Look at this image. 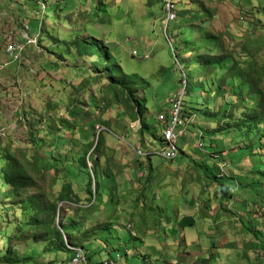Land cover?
<instances>
[{
    "label": "rangeland",
    "instance_id": "obj_1",
    "mask_svg": "<svg viewBox=\"0 0 264 264\" xmlns=\"http://www.w3.org/2000/svg\"><path fill=\"white\" fill-rule=\"evenodd\" d=\"M44 1L48 7L45 16L40 15L39 4L32 0H2L0 5V34L9 28L19 30L24 23L42 29L40 48H31L28 64L13 62L0 71V130L5 129L0 131V256H6L10 250V257L31 258L20 264H49L50 260L54 261L50 264H71V252L48 257L43 241L33 240L26 229L16 231L11 225L25 227L29 222L28 216L20 212L23 196L45 195L54 203L65 182H70L82 204L60 203L55 228L62 230L73 221L76 229L72 244L89 249L104 246L98 233L107 228L116 231L108 235L110 246L97 249L99 252L93 255L98 261L109 257L107 250L125 254V246H119L125 243L133 251L128 260L124 257V263L145 264L142 248L138 255H133L139 247V232L146 234L154 227H167L168 218L176 226L172 212L178 204L180 209H186L183 214H190L197 222L186 227L185 236L193 237L196 231V236L205 237L201 245L210 247L209 243L216 239L212 244L215 248L221 243L219 232L227 225L225 237L237 240L230 246L232 260L223 255L226 264H264V257L251 249L246 256L247 240L252 237H247L242 224L249 218L248 212L243 207L227 210L229 199L222 196L232 193L236 205L243 200L244 207L264 214V174L260 171L264 170V145L259 148L264 137L247 133L245 127L235 123L241 112H251L260 102L264 105V76L254 92L238 77L228 76L224 92L219 97L212 93L208 107H203L211 110L208 115L212 117L191 110L189 135L179 141L181 152L174 161L158 155L146 159L138 155V151L145 153L162 147L158 138L163 126L157 122L158 114L169 109L168 99L183 89L179 75L199 61L195 54L204 55L203 50L210 47L228 66L232 61L242 68L254 64L264 72V0H175L179 11L178 20L173 23L165 21L163 0ZM95 9L99 15L91 17ZM182 12L199 16L194 26L202 31H191V25L180 27ZM203 36L213 45L209 46ZM189 38L194 45L185 47L183 41ZM90 39L108 48L121 64L122 73L114 76L113 81L104 76V67L95 70L96 56L79 52V43ZM174 39L180 42L179 47H174ZM135 50L139 57L133 55ZM145 54L149 56L146 59ZM217 73L208 76L207 88H215L213 79L218 81L225 74L221 70ZM118 80L138 93L143 102V97L147 98L143 127ZM130 80L134 83L130 84ZM112 85L116 88L111 90ZM189 96L195 100L200 94ZM199 102L203 99L199 98ZM74 108L81 113L76 118L68 117ZM223 114L225 119L220 117ZM107 121L111 123L109 131L102 124ZM101 134L105 145L97 152V136ZM36 140L42 142L40 149ZM93 143L95 146L86 155L85 147ZM199 143H204V147L199 148ZM85 155L88 170L79 165V159ZM90 157H95L100 170H108L112 177L99 192L104 194L102 201L95 192V210H84L89 205L88 173L94 170L88 163ZM41 158L56 169L39 171ZM7 159L20 164L27 177L33 179V189L12 194V188L5 186L3 169L7 170ZM148 163L154 168L151 172L147 170ZM218 167H224L225 173L224 178L215 182L214 175L220 173ZM66 173L71 175L66 177ZM144 187L145 194L141 196ZM212 196L215 199L209 201L207 198ZM158 205L164 208L162 212L157 210ZM129 226H133L136 236L131 237ZM250 226L251 219L247 223ZM213 231L218 232L215 237L210 236ZM66 240L70 242L69 237Z\"/></svg>",
    "mask_w": 264,
    "mask_h": 264
},
{
    "label": "trees",
    "instance_id": "obj_2",
    "mask_svg": "<svg viewBox=\"0 0 264 264\" xmlns=\"http://www.w3.org/2000/svg\"><path fill=\"white\" fill-rule=\"evenodd\" d=\"M100 5L102 6L103 4H100ZM178 11L179 9H177V13ZM91 13H92L91 17L93 15L97 17L99 15V12H97L96 9L94 12H91ZM187 14H189V12H182L180 14V19L182 20V22L179 26L182 27L185 25L186 26L191 25L190 26L191 31L193 32L202 31V29L201 30L200 28L196 29L194 26L195 20H197L199 16H197L196 14H193V15L190 14L189 16H187ZM40 30L42 29L40 28ZM203 39L205 40L207 44H209V46L213 45V43L205 39L204 36H203ZM41 41H42V33H41L40 42ZM174 41H175L174 47H179L180 42L177 39H174ZM183 42L185 43V47H191L192 45H194V40L192 38L185 39ZM78 49L80 53H84L90 56L97 57L98 65L93 63V67L95 68V70H98L99 68L104 67L103 73H104V76L108 78V80L113 81L115 79L114 76H118L122 73V67L117 57L113 53H111V51L108 48H105L101 43H98L95 39H90V42H80ZM203 51H205L204 55L195 54V55H199L198 56L199 61H197L196 64L190 68V70L183 72V74L179 73L180 74L179 82L181 84V88H183L184 87L183 85H185L183 113L188 118H192L193 113H191V110L203 111L204 113H206V116H210L208 115V112L211 110H205L204 108L208 107L211 101L210 96L212 95V93H214L216 97H219L224 92V85L226 84V79L228 76L238 77L240 79V82L244 86L248 87V89L252 92L258 90L259 84L264 76L262 67L257 69L254 64H251L250 66L246 68H242L240 64L234 61L231 62L232 63L231 66H228L227 65L228 63L224 64V62L219 56L213 54L212 48L209 47ZM218 70H221V72L225 74L221 78H219L218 81L215 80L217 78L213 79V82L216 85L215 88L213 89L207 88V83H208L207 81L209 80L208 76L211 77L213 74L217 75ZM130 81H131L130 84L134 83L132 80ZM118 83L123 85V82H121L120 80H118ZM113 88H116V87L112 85L111 90ZM123 88H124L123 93L127 95L126 96L127 101L133 104V107H134L133 110L137 113L138 118L141 120L142 127H143L146 124L143 119L147 113V106L145 105V103L147 102V98L143 97L144 99V102H143L140 99L139 94L135 93L130 86L123 85ZM193 93H194V96L196 93H199L200 94L199 98H202L203 102H199L198 97L195 98V100L190 99L189 95H192ZM114 98L115 99L118 98V95L117 94L114 95ZM80 113L81 112H79L78 108H74L73 110H70V112L68 113V117L71 116L73 118H76L78 114ZM229 113L232 114L231 111ZM213 114H216V113L213 112ZM220 117H223L225 119L224 114L223 116H220ZM157 122H159L158 119H157ZM159 123L162 124L161 122ZM235 123H236V126L240 128L245 127V131L247 133L255 132L256 134L262 135L264 137V105H263V102H260V104H258L257 107L255 106L254 108H252L251 112L249 111L241 112L239 118L235 120ZM96 124H99V123L96 122ZM102 124L106 128H108V131L111 129V123L109 121L102 123ZM91 126H95V125H91ZM162 132H163V128L161 127V129L159 130L158 140L163 146L165 143V139H164ZM244 135H248V134H244ZM35 144L40 149V145L42 144V142L36 140ZM97 144L98 145H97L96 151L100 152L105 145V139L102 134L97 136ZM263 145H264L263 143H259V148L263 149ZM94 146L95 144L93 143L89 145L88 147H85V150H87L86 155L89 152V150L92 149ZM259 148L258 150H260ZM86 155L83 158L79 159V165L81 166V169L84 168L85 170H88ZM7 160L9 162L7 166V170L3 169L4 171L3 173H5L4 180H5V186L12 188L11 190L12 194L13 193L17 194L20 190H22L23 192H26L28 189L30 190L33 189L34 188L33 179L27 177L26 172L20 168V164L18 162L12 161L11 159H7ZM88 163H91L94 170L92 173H88L89 183H88L87 193L89 196L88 197L89 205H86V207H84L83 209L84 210H88V209L95 210V208L97 207L96 198L97 196H99L101 198V201L103 200L102 198H104V194L99 195V192L100 190L103 189V187L107 183H109V180L111 179L112 175L110 174L108 170H100L99 162L97 159L95 160V157H90L88 160ZM38 166H39V171H42L46 168L56 169V167L51 165L46 158L39 159ZM151 168H152L151 163H148L147 170L151 172ZM218 170L221 171L219 167H218ZM260 171H263L261 172V174L263 175L264 170H260ZM67 174L69 176L71 175V173H66V177H68ZM218 175L219 174L214 175L215 182L224 178V177L220 178ZM148 184L149 182L147 181L146 186ZM251 186H254V183H252ZM95 192L97 196L93 197ZM142 192L144 193L141 194V196L142 195L144 196L145 187L141 189V193ZM246 193L247 192H245V194ZM222 196H225L226 199H229V200H226L229 202H231L234 199V195L232 193L230 196H228L227 194L222 195ZM222 196L220 197L222 198ZM52 202L54 203H50L49 198H47L45 195L36 194L32 196H28V195L23 196V200L20 203V206H21L20 212L23 216L24 215L28 216L29 222L27 225L25 224V227L23 226V224L17 225L16 223H12L11 225L15 226L16 231H22L26 229L27 234H29V236L31 235V238L33 240L43 241L45 243L44 252L45 254H47V256L50 254L52 255L53 253H57V252L69 251L71 252L70 261H72L74 257V253H73L74 251L71 250L70 247H80V248L85 249L88 252L87 253V263L91 264L93 256L89 254L91 252L90 249L87 246H84L81 244H72L71 239H74L72 235H73V231L76 229V227H74V224L76 223L71 221L69 223V226L66 227L64 225L62 230L58 229L57 227L55 228L56 218L59 213L58 205L60 203L73 204V205L82 204L76 197L75 192L70 182H65L63 190L59 193V196ZM56 202L57 204H55ZM92 202H94L93 205H92ZM245 209H246V212H248L247 216L252 217L251 226L248 228V230L251 233L252 238L248 242L247 254H249V250L251 249L255 251L259 257L260 256L264 257V222L261 221V218L264 217V214L261 215L259 214V212L255 214L256 212L251 211L249 206H246ZM159 210L161 211L162 209L160 208ZM151 211H155V208H152ZM243 222H244V225L247 226V220H243ZM104 231H105L104 233H98V234L102 236L100 240L102 241V243H104V246L108 247L110 246V244H108L109 242H107V240L110 237V236L108 237V235H112L113 233H116V231L110 230L109 228L105 229ZM66 237H69L70 242L66 240ZM131 237H134V236H132L131 234ZM107 251L109 254L113 253L112 250L111 251L107 250ZM97 252L99 251H96V253ZM96 253H93V254H96ZM10 254H11V251L8 250L6 256H3V257L0 256V262L2 264H20V263H24V262L31 260V258H25V257H19L20 259L13 258V257H10ZM51 262H54V261L50 260V263ZM102 262L103 261H101V264ZM64 263L65 262H62V264Z\"/></svg>",
    "mask_w": 264,
    "mask_h": 264
},
{
    "label": "crops",
    "instance_id": "obj_3",
    "mask_svg": "<svg viewBox=\"0 0 264 264\" xmlns=\"http://www.w3.org/2000/svg\"><path fill=\"white\" fill-rule=\"evenodd\" d=\"M1 4H2V1L0 2V5ZM1 16H3V15H1ZM25 24H29L32 27L34 33H37L39 31V25H38L37 29H35V27H34L35 25L32 26L30 23H24V25ZM21 28L19 30H11L10 28H9L10 30L5 29L2 31V33L0 35L12 34L14 37L19 38V37H21V34H20ZM31 48H33V47L27 48V54H26L27 57L31 56V51L33 49H36V48H33V49H31ZM153 169L154 168L152 167V170ZM166 194H167V192L164 191L163 195H166ZM220 196L221 195H219V197ZM216 198H218V197H216ZM207 199H209V201H212L213 199H215V197L212 196V197H208ZM240 201H241V203H238L237 205L235 204L234 199L231 202H227V203L224 202V203H226L228 205L230 204L229 207L227 208V210L230 209L232 211H236V209L238 210V209H241V207H243L242 210L246 211V209L244 207V204H245L244 201L243 200H240ZM192 204H194L193 201H192ZM232 205H234V208L231 207ZM180 207L181 206H178V204H176V207H173V212H172L173 214L172 215H174V217L176 218L177 223H178V224H176V226H173L174 220H170V218H168V220L166 221L168 226L163 227L164 229L162 228V226L160 228L154 227L150 230L149 233H146V234L142 233L144 235H142L141 232H139L140 233V239L139 240L137 239L138 243H139L138 244L139 247H136L138 249H136V248L134 249L133 255L134 256L138 255L139 250L142 248L145 252L142 255L144 258L145 264H164V263L165 264H226L223 255L226 256V258L230 257V260H232L230 246L232 247L234 245V244L232 245V243L237 239H235V237L234 238L225 237L228 233L227 228H226L227 225H223L221 232H219V236L221 238L220 246H215V248H214V246L212 247V244H215V241H216V239H214L212 241V243H209L210 247H212L210 249V247L201 245V242L204 240L205 237L203 238L201 236H196V231L193 233V237L185 236L186 227L187 226L193 227V226H195V224L197 222L195 221V218L193 216H190V214H187V213L183 214L184 212H186V209L184 208L182 210V209H180ZM226 207L227 206H225V208ZM157 208H158V211H160L159 210L160 208L164 209L160 205H158ZM174 208H176V209H174ZM219 214L220 213H218V215ZM206 216H208V215H206ZM209 217H210L209 218L210 220L211 219L213 220V218H211V216H209ZM206 218H208V217H206ZM250 219H252V217L247 218V223H250ZM183 221L186 222L185 225H182ZM215 221L217 222L218 219L217 220L215 219ZM204 226L206 229H208V231H212L211 229H209L207 227L206 224H204ZM167 228H169V229L167 230ZM239 228H241V225L238 226V229ZM160 229H161V231H160ZM242 230H244L248 234L247 237L251 238V233L248 230V227L244 225V223L242 224ZM148 231H149V229H148ZM213 233L214 234H211L210 236L214 235V237H215L218 234V232L216 233L215 231H213ZM148 236L150 238L146 239V238H148ZM142 237H144V239H141ZM250 240L251 239L247 240V245H248V242ZM119 246H120V248H123V246H125L126 251L124 252L125 254H123V259L125 256H127L128 257L127 260H128L129 255H130L129 253H131L133 251V248L131 249V247H129V246L127 247V245L125 243H122ZM195 246L201 247V249H198V250L193 249L192 250V248ZM99 248L104 249V248H108V247L100 246L97 248L90 249L91 252L89 254L91 256H93L94 255L93 253H96L95 251H97V249H99ZM203 248H206V249H203ZM222 248H225V250L221 251ZM237 253L239 254V251ZM111 254L113 255V253H111ZM111 254L109 255V257H111ZM246 256H247V250H246ZM108 258H105V260H107ZM123 259L121 262H118V264H125ZM91 264H101V261L94 259V256H93ZM231 264H233V262Z\"/></svg>",
    "mask_w": 264,
    "mask_h": 264
},
{
    "label": "built area",
    "instance_id": "obj_4",
    "mask_svg": "<svg viewBox=\"0 0 264 264\" xmlns=\"http://www.w3.org/2000/svg\"><path fill=\"white\" fill-rule=\"evenodd\" d=\"M2 0H0L1 2ZM13 1V0H9ZM39 4V13L41 16H45L47 12V5L44 0H32ZM164 2V11H165V21L167 20L170 23H173L178 20L177 9L178 6L175 0H163ZM40 21V20H39ZM41 26L39 27V31L37 33L33 32L32 27L29 24L22 25L20 30L21 37L16 38L12 34L4 35L2 34L0 38V71H2L5 67H8L10 63L13 62H25L28 64L27 59V48L33 47L36 49L40 48V39H41ZM135 57H139L140 54L137 50L133 52ZM5 57V58H4ZM145 54L144 58H148ZM6 59V60H5ZM185 97V86L182 90L174 93L169 99V109L166 111H162L158 114V121L162 123L163 128V136L165 139L164 145L150 152H141L138 151V155L142 159H146L149 155L160 156L169 161H174L180 154L181 149L179 148V141L182 138L188 137V126L191 123L192 119L188 118L183 113V104ZM5 129H1V132H4ZM199 148L204 147V143L198 144ZM224 167H221V171L219 173V177H224ZM129 230L132 232L133 236H136L133 226H129ZM73 250L74 257L71 261V264H88L87 263V251L80 247H70ZM123 259V253L116 252L107 260H104L102 264H118Z\"/></svg>",
    "mask_w": 264,
    "mask_h": 264
},
{
    "label": "bare ground",
    "instance_id": "obj_5",
    "mask_svg": "<svg viewBox=\"0 0 264 264\" xmlns=\"http://www.w3.org/2000/svg\"><path fill=\"white\" fill-rule=\"evenodd\" d=\"M30 95H31V94H30ZM30 95H29V96H30ZM30 97H31V96H30ZM31 98H32V97H31ZM31 98H30V99H31Z\"/></svg>",
    "mask_w": 264,
    "mask_h": 264
}]
</instances>
